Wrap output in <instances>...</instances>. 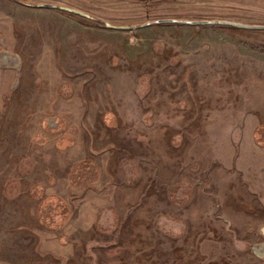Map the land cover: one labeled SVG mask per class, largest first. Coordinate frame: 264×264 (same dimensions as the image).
Returning a JSON list of instances; mask_svg holds the SVG:
<instances>
[{"label": "rangeland", "instance_id": "obj_1", "mask_svg": "<svg viewBox=\"0 0 264 264\" xmlns=\"http://www.w3.org/2000/svg\"><path fill=\"white\" fill-rule=\"evenodd\" d=\"M236 23L264 0H0V264H264V28Z\"/></svg>", "mask_w": 264, "mask_h": 264}, {"label": "water", "instance_id": "obj_2", "mask_svg": "<svg viewBox=\"0 0 264 264\" xmlns=\"http://www.w3.org/2000/svg\"><path fill=\"white\" fill-rule=\"evenodd\" d=\"M47 6H49V5L47 4ZM171 21H175V20H173V19H159V20H156V22H171ZM181 21L185 22V23H190V24L207 22L206 20H181ZM236 24L239 25V26H243V27L264 28V25H262V26H259V25H245V24H242V23H236Z\"/></svg>", "mask_w": 264, "mask_h": 264}, {"label": "flooded vegetation", "instance_id": "obj_3", "mask_svg": "<svg viewBox=\"0 0 264 264\" xmlns=\"http://www.w3.org/2000/svg\"><path fill=\"white\" fill-rule=\"evenodd\" d=\"M253 28V27H252Z\"/></svg>", "mask_w": 264, "mask_h": 264}]
</instances>
